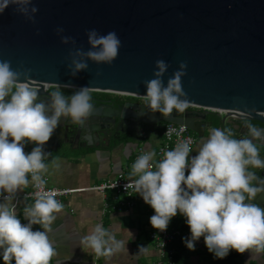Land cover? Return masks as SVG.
Segmentation results:
<instances>
[{
  "label": "water",
  "instance_id": "95a60500",
  "mask_svg": "<svg viewBox=\"0 0 264 264\" xmlns=\"http://www.w3.org/2000/svg\"><path fill=\"white\" fill-rule=\"evenodd\" d=\"M32 3L39 9L35 23L12 7L0 14V59L10 60L13 69L22 65L31 70L29 78L39 91L38 102H49L54 87H91L90 92L134 99L113 102L92 97L94 111L85 127L62 117L43 145L46 161L56 158L58 151L80 145L81 139L85 146L101 143L109 147L126 136L137 140L145 132H159L167 123L186 125L201 138L208 127L214 126L207 121L212 112L223 113L224 122L234 119V128L242 135H247L248 124L264 129V0ZM58 27L64 29L62 35L73 37L76 47L85 51L90 47L88 30L100 34L115 31L122 42L118 57L111 65L89 61L88 70L72 76L67 67L72 45L61 43ZM159 59L170 65L163 77L165 85L179 64L187 63L182 87L192 107L183 113L173 111L164 117L143 105L144 81L154 78ZM97 72L101 74L97 76ZM254 142L264 160V140ZM36 146L27 142L24 148L31 152ZM249 171L264 179V169L249 166ZM252 202L264 208V193Z\"/></svg>",
  "mask_w": 264,
  "mask_h": 264
},
{
  "label": "clouds",
  "instance_id": "9594fccd",
  "mask_svg": "<svg viewBox=\"0 0 264 264\" xmlns=\"http://www.w3.org/2000/svg\"><path fill=\"white\" fill-rule=\"evenodd\" d=\"M9 7L36 22L39 9L33 6L32 0H0V14ZM63 32L62 27L56 29L61 43L72 45L67 65L72 76L88 70L89 61L111 65L122 46L115 31L100 34L91 29L86 32L90 47L85 51L76 47L73 37L62 35ZM169 67L162 59L155 62L154 78L144 81L146 95L142 96L143 105L164 117L173 111L183 113L189 107L182 87L187 63L181 62L165 85L163 77ZM30 71L22 65L13 69L10 60L0 59V192L8 194L6 202L0 203V249L4 264H12L13 260L15 264H50L56 254L50 233L64 205L55 198V191L44 190L48 156L43 152V145L62 117L85 127L94 111L91 87L80 88L71 96L57 89L49 93V102H38L39 91L30 81ZM247 129V135L236 139L231 129L211 128L210 135L199 142L198 154L190 162L191 141L183 140L155 164L154 152H145L135 160L127 189L132 188L152 207L153 228L166 230L171 218L179 212L190 229L191 238L185 240L190 250H194L195 242L203 236L208 251L216 258L223 259L230 250L239 254L249 251L253 260L264 254V208L252 202L264 193V179L249 171V166L264 169V160L254 142L264 140V129L252 124ZM27 142L38 146L26 154ZM29 186L35 189L31 194L34 203L24 207L28 223L22 224L15 205L9 201L18 190ZM33 225H40L44 230L33 231ZM125 244L116 239L112 229H105L101 224L81 238V245L103 257L122 252Z\"/></svg>",
  "mask_w": 264,
  "mask_h": 264
},
{
  "label": "crops",
  "instance_id": "0c3cea01",
  "mask_svg": "<svg viewBox=\"0 0 264 264\" xmlns=\"http://www.w3.org/2000/svg\"><path fill=\"white\" fill-rule=\"evenodd\" d=\"M211 114L215 115V118L210 117ZM211 114L207 121L213 122V127L232 129L236 139L245 136V134H239L234 128L237 127L234 119L224 122V115ZM210 129L208 127L201 138L191 132L196 138V146L189 154V162L198 154L199 142L210 135ZM161 130L145 132L137 140L126 136L121 143L114 146L111 144L109 147L101 146V143L97 146H85L83 144L85 141L81 139L80 145L58 151L59 153L55 154L56 158L51 160L55 163L45 161L48 164V172L45 176L50 187L86 189L70 194L64 199L63 210L57 214V220L53 223L50 233V239L56 251L50 264H156L161 260L166 262L170 257L175 263L174 258L179 250L176 246L177 242L182 238L186 240L191 238V233L184 234L179 228L173 226V222L178 219V213L171 218L167 229L179 230L181 236L168 244L165 255H160L161 251L156 240L153 239L158 229L153 228L150 223V217L155 213L142 197L135 196L134 200H128L123 194L113 189L105 191L92 189L101 183L115 180L120 174L130 178L132 165L140 149L145 152H154L153 164L159 162L157 149L163 141ZM57 164L59 167L56 166ZM185 174H188V169ZM31 188L29 186L22 191L18 190L12 201H9L15 205L17 217L22 224L28 223L23 214L24 207L34 203L33 200L23 197L31 191ZM5 202L0 201V203ZM97 224H101L105 229H112L116 239L126 243L122 252L103 257L96 255L91 248L81 245V238L89 234ZM32 230L43 231L44 229L40 225H33ZM206 248L203 236L195 242L194 250L186 246L185 253L188 255L186 264H207L204 261ZM2 251L0 249V264H4ZM171 251L174 255L170 254ZM252 255L249 251L239 254L235 250H230L228 253V256L236 257L241 261L235 264H264V254L256 260L252 259ZM12 264H15L14 260Z\"/></svg>",
  "mask_w": 264,
  "mask_h": 264
},
{
  "label": "built area",
  "instance_id": "2783aa9c",
  "mask_svg": "<svg viewBox=\"0 0 264 264\" xmlns=\"http://www.w3.org/2000/svg\"><path fill=\"white\" fill-rule=\"evenodd\" d=\"M190 107H192V106H189L188 108H190ZM212 113H219L220 115H223V113H220V112H212ZM222 129H230V128H222ZM182 140L183 141H191V147L194 150V148L196 146V138L192 135L191 131L189 130V128L186 125H177L174 123L165 124V126L163 127V141L157 149L158 160L159 161L162 160L164 157V153L166 151L173 150L175 148L176 144ZM193 150L191 152H193ZM24 151L26 154L30 153V151L27 148H24ZM143 153H145V151L143 149H140V152L137 154L135 160L140 155H142ZM44 178L47 181L46 176ZM129 179L130 178L125 177L123 174H120L115 180L105 182V183H101L100 185L94 186L92 189L98 190V191H105L106 189H113V190L123 194V196L128 198V200H134L135 196L141 198L142 196H140L138 193H135L132 188L127 189V185L130 182ZM184 187H186V186H184ZM44 190L45 191H55L57 193L55 198L59 202L64 204V199L66 197H68L70 194L85 191L86 189L85 188H77V189H74V188H72V189H70V188H55V187L48 186V183H46ZM34 191H35V189L31 188V191L27 194H24L23 197L26 199L33 200L31 194ZM7 195L8 194H5V193L0 194V201H4L5 197ZM179 236H181V232L179 230L169 231L167 228H166V230H163V231L158 230V233L153 235V239L156 240L155 242L157 243V246H158L159 250L161 251L160 255H163V254L165 255L166 248H167L168 244L177 240V238ZM170 254L174 255V253L172 251ZM156 264H175V263H174L173 258L170 257V259L167 260L166 262L161 260V261H158Z\"/></svg>",
  "mask_w": 264,
  "mask_h": 264
},
{
  "label": "trees",
  "instance_id": "16d2710c",
  "mask_svg": "<svg viewBox=\"0 0 264 264\" xmlns=\"http://www.w3.org/2000/svg\"><path fill=\"white\" fill-rule=\"evenodd\" d=\"M91 96L102 98V99L103 98H106V99H113L114 98L117 100L121 99L120 96L119 97H110V96L100 97V96H94V95H91ZM161 132L163 133V129L161 130ZM117 143H121V142H112L111 144H113V146H114ZM173 226L175 228H179L184 234H188V233L190 234V229L186 223V218L183 215H181L179 212H178V219L175 222H173ZM185 240L186 239L182 238L176 244V246L179 250L176 253L175 258H174L175 264H186L188 261V255L185 253V247H186ZM204 255H205L204 261L207 262V264H235L236 262L237 263L241 262L236 257L228 256V255L226 257H224L223 259L216 258L215 254L212 252H209L207 248L205 250Z\"/></svg>",
  "mask_w": 264,
  "mask_h": 264
},
{
  "label": "rangeland",
  "instance_id": "374dc122",
  "mask_svg": "<svg viewBox=\"0 0 264 264\" xmlns=\"http://www.w3.org/2000/svg\"><path fill=\"white\" fill-rule=\"evenodd\" d=\"M57 89H60V90H63V91H68L70 93H74L75 91H77V90H74V89H64V88H56V87L53 88V90H57ZM90 95L100 96V97H107V96H110V97H119V95L106 94V93H100V92H90ZM120 98L121 99H131V100H133V98H127V97H122V96H120ZM210 117L215 118V115H212L211 114Z\"/></svg>",
  "mask_w": 264,
  "mask_h": 264
},
{
  "label": "flooded vegetation",
  "instance_id": "af4514ba",
  "mask_svg": "<svg viewBox=\"0 0 264 264\" xmlns=\"http://www.w3.org/2000/svg\"><path fill=\"white\" fill-rule=\"evenodd\" d=\"M52 91H54V90H52ZM62 92H63V94H65V95H68V96H71L73 93H70V92H68V91H63V90H61ZM91 97H93V96H91ZM96 98H98V97H96ZM99 99H102V98H99ZM104 100H111V101H113V102H115V101H117V102H123V101H130L131 99H119V100H117V99H106V98H103ZM134 100V99H133ZM165 126V124H163V127ZM163 127L161 128V129H163ZM160 129V130H161Z\"/></svg>",
  "mask_w": 264,
  "mask_h": 264
}]
</instances>
